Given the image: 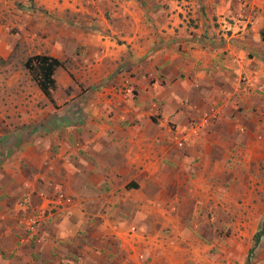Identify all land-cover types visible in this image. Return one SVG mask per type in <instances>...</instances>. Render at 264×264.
Here are the masks:
<instances>
[{"label": "crops", "instance_id": "crops-1", "mask_svg": "<svg viewBox=\"0 0 264 264\" xmlns=\"http://www.w3.org/2000/svg\"><path fill=\"white\" fill-rule=\"evenodd\" d=\"M21 1L27 3L26 0ZM4 3L9 1L4 0ZM34 3L38 9L58 12L52 16V28L46 35L48 43L45 47L39 44V47H44V54L64 61L69 57V61L75 62L67 66L68 70L55 73L56 93L53 99L63 106L61 110H65V114L50 119L51 125L63 120L68 127L57 130V125H52L50 134L43 136L33 131V138L30 136L31 139L4 164L0 172L3 175L0 176V247L15 264H24L28 260L27 251L35 254L38 264H58L72 240L79 241L87 234L94 242L98 233H88L87 227L98 220L93 223L89 220L116 216L121 212V201L127 205L123 204V211L131 209L135 212L140 211L143 201L142 209L147 213L150 207L145 202L154 199L151 188L168 181L164 171L169 174L170 164L176 162L184 169L191 168L192 173H187V177H192L196 169H205L204 173L209 174L213 164L210 149L203 153L199 149L198 163L189 162L186 166L183 157L170 158L167 150L169 139L174 137L180 145L184 139L194 149L202 144L205 147H222L221 137L234 136L238 132L236 122L244 115L249 116L248 106L242 114L237 112L240 105L248 103V96L243 93L247 86L241 84L242 75L253 85L252 96L261 99L257 95L259 90H263L264 80L259 85L256 71L263 66L257 60L247 58L249 48H254V45H251L249 36H245L244 28L238 33L234 30L230 36L221 33L226 39L221 40L220 31L214 32L210 25L215 14L218 21L224 22V19L207 2L206 16L199 22L202 28L194 29L193 33L171 34L175 29L167 26L171 19L167 18V32L150 42L148 39L146 43L144 37L141 45H114L108 43L107 37L101 36L96 46L97 66L90 68L81 64L80 67V58L74 53V39H80V44L88 49L89 39L68 27L63 13L66 0H34ZM253 3L250 6L244 3L245 23L255 22L251 16ZM28 15L22 16V27L24 20L30 18ZM32 17L40 20V25L32 22L37 23L36 29L43 30L40 28L46 23L42 13H33ZM103 45L113 47L102 50ZM81 59L87 63V58ZM98 68L108 69V72L100 76L96 72ZM127 72L134 74L129 80L126 79ZM70 74L84 82L81 75L87 74L94 77L92 80L96 83L104 82L103 88L90 94L84 91L77 93L80 94L78 96H67L65 88L68 85L78 88ZM123 79L128 83L124 84ZM38 127L42 130L45 125L39 123ZM44 164H49L47 169ZM41 168L45 172L38 175L46 176L53 184L52 188L45 185L30 189L22 187L24 180ZM158 170L160 175L156 174ZM175 171L177 177L173 178L176 184L187 182L185 178H179L178 166ZM187 180L192 183L191 179ZM126 181L137 187L124 191L122 197L113 192L114 187ZM58 190L63 193L51 195ZM48 200L54 210L38 215L39 224L33 225L30 232L34 237L33 247L26 250L23 230L16 231L15 228L20 226L15 227V224H18V218L29 216L33 212L32 207ZM117 201L118 207L114 208ZM29 209L31 212L28 213ZM40 211L43 208L40 207ZM85 241L90 245L88 239ZM257 248L258 258L253 264H264V239ZM97 263L103 264L96 259ZM0 264H4V260Z\"/></svg>", "mask_w": 264, "mask_h": 264}, {"label": "rangeland", "instance_id": "rangeland-1", "mask_svg": "<svg viewBox=\"0 0 264 264\" xmlns=\"http://www.w3.org/2000/svg\"><path fill=\"white\" fill-rule=\"evenodd\" d=\"M7 1L9 3L0 0V172L18 149L33 138V131L43 136L50 134L52 125H57V130L68 127L63 120H59L58 124H50L51 118L65 114V110H61L63 106H59L53 99L56 89L52 93L51 102L40 92L24 67L29 57L44 54L42 48L48 43L46 35L52 28V16L58 12L36 8L34 0H26V4L21 0ZM252 1L255 3L252 5L254 9L251 16L255 22L245 23L244 8L246 5L250 6ZM207 2L216 13L220 12L219 17L224 19V22L218 21L215 14L210 25L214 27V32L220 31L222 41L226 39L221 33L230 36L234 30L238 33L242 28L245 29V36H249L251 45H254V48H249L247 58L255 59L263 66V69L256 71L259 85H262L264 0H66L63 13L68 20V27L89 39V49L80 44V39H74V53L80 58V67L83 64L91 68L99 63L96 49L99 37H107L108 43L114 45H141L144 43V37L146 43L148 39L150 42L152 38L162 37L167 32V18H171L167 26H173L175 29L171 30V34L176 36L193 33L194 29L202 28L199 22L200 18L206 16ZM244 3L247 4L244 6ZM257 8H260L259 11ZM38 12L42 13L46 23L42 24L40 29L43 30L40 31L36 29L37 23L32 24L35 21L40 25V20L36 19L38 17H32L33 13ZM240 13L242 15H238ZM26 14H29L30 18L24 20L22 27V16ZM178 18L179 22L175 21ZM39 44L44 47H39ZM112 47L103 45L101 48L103 50ZM122 47L125 49V46ZM153 48L157 49L154 46ZM84 57L87 58L86 64L83 63L84 59H81ZM61 61L63 66L56 70L58 73L68 70L67 66L75 63L69 61V57L68 62ZM117 62L118 60L115 63ZM80 70L87 71L82 68ZM96 72L102 76L108 69L98 68ZM125 74L127 80L134 76L129 72ZM70 75L78 88L74 89L72 85H68L65 88L67 96H78L80 94L77 93L82 94L84 91L90 94L103 88L104 82L96 83L92 80L94 77L87 74L81 75L85 82L75 78V74ZM122 82L128 83L125 79ZM241 84L247 86L243 93L248 96V103L240 105L237 112L241 113L248 106L249 116L244 115V118L236 122V134L239 133V136L234 134L221 137L223 146L220 148L205 147V144H202L194 149L193 145H187L184 139L182 145L178 144L174 137L169 139L167 150L170 158L183 157L186 166L189 162L198 163L199 152L210 149L213 166L211 165L209 174L204 173L205 169H196L192 177H187V173H192L191 168L184 169L176 162L170 164L169 174L164 171L168 181L151 188L154 199L145 202L150 207L147 213L142 209L143 201L139 212L131 209L123 211V204L126 203L121 201V212L116 216L90 218L89 223L98 220L87 227L88 233H98L94 242L87 234L79 238V241L72 240L58 264H96V259L103 264H253L258 258V245L251 253L249 251L254 246L253 236L264 230V87L258 91L257 96L261 99H256L252 96L253 85L248 83L244 75ZM69 113H72V110ZM234 113L236 114V110ZM39 123L45 125L42 130L38 127ZM171 128L174 129V126L171 125ZM210 141H213V138H210ZM48 166L49 164H44V168L47 169ZM176 166L179 178H185L187 182L175 183L173 177H177ZM44 168L28 175L22 187L30 189L45 185L52 188L53 184L45 178L46 176L38 175L45 172ZM159 171H156V174L160 175ZM0 176L3 175L0 173ZM187 179H191L192 183ZM136 187L133 182L126 181L114 187L113 192L122 197L124 191ZM59 193L63 191L58 190L51 195ZM49 197L51 196L43 198ZM118 204L119 201L115 203L114 208L118 207ZM39 206L43 211H40ZM32 208L33 212L29 216L18 218V224H15V227L20 226L15 228L16 231L23 230L21 232L26 250L33 247L34 243V237L27 229L30 220H36L39 224L37 217L40 213L54 210L49 200L42 201ZM263 239L264 233L259 244ZM28 252L31 251L26 252L28 260L24 261V264H38L35 254ZM6 255L7 252L0 247V261L4 260V264H15L10 261L11 256Z\"/></svg>", "mask_w": 264, "mask_h": 264}, {"label": "trees", "instance_id": "trees-1", "mask_svg": "<svg viewBox=\"0 0 264 264\" xmlns=\"http://www.w3.org/2000/svg\"><path fill=\"white\" fill-rule=\"evenodd\" d=\"M262 39L264 41V38ZM62 66L61 60L46 54L33 55L24 63L25 69L29 72L40 92L51 102L53 101L52 93L56 89L55 73ZM263 233L264 230L262 229L253 236L254 246L249 250L250 253L259 244Z\"/></svg>", "mask_w": 264, "mask_h": 264}, {"label": "built area", "instance_id": "built-area-1", "mask_svg": "<svg viewBox=\"0 0 264 264\" xmlns=\"http://www.w3.org/2000/svg\"><path fill=\"white\" fill-rule=\"evenodd\" d=\"M37 221H31L28 223L27 228L30 230V232L33 230V225H36ZM32 236V233H30Z\"/></svg>", "mask_w": 264, "mask_h": 264}]
</instances>
